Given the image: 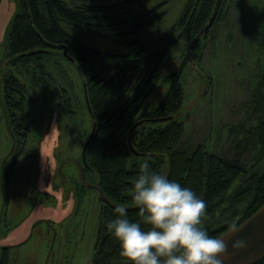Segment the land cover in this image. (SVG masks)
I'll return each mask as SVG.
<instances>
[{
	"label": "rangeland",
	"instance_id": "1",
	"mask_svg": "<svg viewBox=\"0 0 264 264\" xmlns=\"http://www.w3.org/2000/svg\"><path fill=\"white\" fill-rule=\"evenodd\" d=\"M62 1L72 6L80 0ZM126 1L132 0H99L96 4L110 6ZM190 2L197 7L196 0H135L121 11L129 12V16L148 11L149 19L157 17L139 38L145 43L161 40L168 50L145 106L155 107L166 93L162 76L182 67L184 100L176 116L185 127L182 144L190 149L203 145L210 152L235 158V143L227 133L221 138L218 135L248 116L264 53V0H221L212 28L194 46L188 61L186 52L195 36L181 27L174 35L169 31ZM17 12V0H0V256L5 247L9 264H92L104 198L96 179L82 169V148L92 125L85 106L82 74L59 52L53 56L58 65L54 61L42 69L13 65L5 32ZM61 25L91 47L124 52L111 38L121 29L87 33L63 22ZM10 74L23 86L25 105L18 118L28 129L25 136L14 140L2 104L4 81ZM53 88L67 90L76 114L72 121L56 106ZM12 160L11 180L2 186L1 167L5 181ZM254 161L250 154L241 158L245 166ZM263 166L264 161L259 167ZM79 184L85 188L80 206ZM209 224L204 218L202 227ZM238 227L239 232L228 230L218 237L228 242L224 264H251L264 254V207ZM238 239L245 240L246 246L232 247Z\"/></svg>",
	"mask_w": 264,
	"mask_h": 264
},
{
	"label": "trees",
	"instance_id": "2",
	"mask_svg": "<svg viewBox=\"0 0 264 264\" xmlns=\"http://www.w3.org/2000/svg\"><path fill=\"white\" fill-rule=\"evenodd\" d=\"M98 2L80 0L70 6L62 0H17L18 12L5 32L8 55L14 57L13 65H35L40 69L50 61L58 65L53 56L59 52L65 58L64 46L71 62L81 71L85 106L87 108L88 102L90 107V133L94 130L86 151L89 169L83 164L82 169L84 174L96 179L104 198L92 264H127L119 255L118 242L107 231L106 225L117 218L115 208L118 205L126 206L130 220L138 219V209L131 203L130 178L137 175L140 159L144 156L151 157L149 163L153 170L191 188L207 202L205 219L211 224L205 229L210 236L219 237L227 232L235 217H239L238 226L242 225L264 207V166L259 167L264 161V53L247 118L222 129L218 135L221 138L227 133L235 143V158L210 152L203 145L190 149L182 144L185 127L176 118L184 100L182 67L162 76L166 93L155 107L145 106L168 54L161 40L145 43L139 38L141 31L156 23L157 17L149 19L148 11L130 16L129 12H121L135 0L110 6H100L96 4ZM192 2L169 35H174L176 28L181 27L196 37L209 22L216 0H196L197 7ZM62 22L87 33L121 29L111 38L124 52L91 47L68 34ZM44 85L50 87L47 82ZM52 90L56 106L72 121L76 114L67 90ZM3 92V109L14 137L25 136L28 129L18 118L25 105L23 86L10 74L4 81ZM168 117L171 119L164 122L150 121ZM139 122L130 133L135 154L128 138L131 128ZM245 154L255 157L251 166L242 164L241 158ZM15 157L16 160L18 154ZM13 163L12 160L5 174L4 186L11 180ZM77 189L80 206L85 188L79 184ZM219 222L222 224L215 226ZM7 250L2 249L0 264H9ZM251 264H264V254Z\"/></svg>",
	"mask_w": 264,
	"mask_h": 264
},
{
	"label": "clouds",
	"instance_id": "3",
	"mask_svg": "<svg viewBox=\"0 0 264 264\" xmlns=\"http://www.w3.org/2000/svg\"><path fill=\"white\" fill-rule=\"evenodd\" d=\"M150 160L142 157L137 175L130 178L131 203L138 209V219L130 220L126 206L118 205L117 218L106 225L118 242L119 255L127 264H224L228 242L202 227L207 202L191 188L153 170ZM238 220H231L230 232L240 231ZM245 246L243 239L232 245Z\"/></svg>",
	"mask_w": 264,
	"mask_h": 264
},
{
	"label": "water",
	"instance_id": "4",
	"mask_svg": "<svg viewBox=\"0 0 264 264\" xmlns=\"http://www.w3.org/2000/svg\"><path fill=\"white\" fill-rule=\"evenodd\" d=\"M220 2H221V0H216V4H215L214 10H213V12H212V14H211V17H210V19H209V22H208V23L206 24V26H205V27H204V28H203V29H202V30L196 35V37L193 39V41H192L191 44L189 45V47H188V49H187V52H186V57H187L188 61H191V56H190V55H191V52H192L194 46L197 44V42L199 41V39L201 38V36L207 32V30L210 28L211 24L213 23V21H214V19H215V17H216L217 10H218V8H219V6H220ZM62 48H63V55H64V57L67 58L69 61H72V59H71L70 57H68L66 47L63 46ZM86 102H87V98H86ZM87 108H88V112L90 113V107H89V105H88V102H87ZM170 119H171V117H168V118H161V119H152V120H150V121H151V122H158V121L164 122V121H167V120H170ZM5 120H6V123H7L8 130H9L11 136H12V139L14 140L15 137H14L13 131H12L10 125H9V122H8V120H7V116H6V115H5ZM140 123H141V122L135 124V125L131 128V130H130V132H129V138H128L129 146H130L131 150H132L135 154H136V151H135L134 148L132 147V145H131V141H130V133H131L132 130H133L136 126H138ZM93 136H94V130H92V132L90 133L89 137L87 138V140H86V142L84 143L83 148H82L81 162H82L83 166H84L86 169H89V166L87 165V161H86V151H87V149H88V147H89V145H90V143H91V141H92ZM13 148H14V145L12 146V148H11L9 154L12 152ZM9 154H8V156H9ZM6 158H7V157H6ZM6 158H5V159H6ZM5 159H4V160H5ZM3 171H4V168H3V166H2V167H1V184H2V186H4Z\"/></svg>",
	"mask_w": 264,
	"mask_h": 264
},
{
	"label": "flooded vegetation",
	"instance_id": "5",
	"mask_svg": "<svg viewBox=\"0 0 264 264\" xmlns=\"http://www.w3.org/2000/svg\"><path fill=\"white\" fill-rule=\"evenodd\" d=\"M3 113H4V116L6 115L7 116V114H6V112L3 110ZM7 120H8V118H7Z\"/></svg>",
	"mask_w": 264,
	"mask_h": 264
}]
</instances>
